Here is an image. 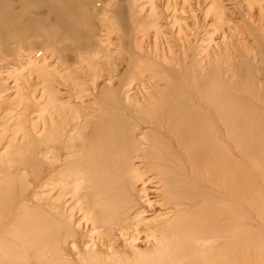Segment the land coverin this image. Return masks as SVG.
<instances>
[{"label": "rangeland", "instance_id": "374dc122", "mask_svg": "<svg viewBox=\"0 0 264 264\" xmlns=\"http://www.w3.org/2000/svg\"><path fill=\"white\" fill-rule=\"evenodd\" d=\"M117 2L124 7L120 20L125 23V29L120 27L119 18L115 15H105L106 10L114 8ZM106 4L110 5L107 7ZM94 5L96 8L102 5L107 7L100 9L101 11L97 9L96 21H102L103 25L100 26L96 22L93 30L99 40L106 41V38H109L108 41H113H101L100 44L103 49H108L109 58L92 48L89 49L90 53L68 48L64 54L68 55L69 59L64 61L57 51L45 46H40L36 52L20 53L16 48H11L17 54L10 58L0 55V259L7 264H216L218 261H230L223 256L228 246L232 245L244 250L246 260L251 258V261H254H250V264H264L257 262L255 251L257 243L264 247L263 216L251 215L233 201L228 205L218 204L219 215L225 213L224 215L230 217L229 220L225 217L213 221L210 216L209 219L188 221L192 211L212 207L209 206L211 202L198 199L189 206L183 205L180 210H174L172 205L163 203L170 199L168 196L175 198L176 195L174 192L169 195L165 192L162 177L157 173L142 178L143 181L148 179L150 182L143 185L137 183V186L142 185L145 191L126 190L123 194L128 200L125 199L123 206L121 204L123 208L114 216L113 212L120 209V203H101L102 198H98L96 192V195L92 196L94 185L89 189L92 183L85 176L88 170H82L89 162L87 148L81 147L87 144L83 139V126L87 121L88 125L91 124L93 118L103 112L102 109H107L102 100L112 104L121 100L130 109L135 104L140 105L143 95L157 100L152 91L154 88H163L164 76L161 74L153 79L149 76L150 70L143 67L151 66L154 62L178 67L176 61H173L176 55L185 58L184 63L190 76L195 72H207L209 68L224 73L230 69L231 72L227 71V77L244 76V80L246 73L251 71L254 86L260 92L261 99H264V60L261 57L263 49L260 47L261 37H258L264 32V0H96ZM102 11L104 15L101 14ZM78 28L83 26L79 25ZM120 39L122 45L119 46ZM118 48L122 52L121 55ZM245 58L251 60V63L245 61L246 65L241 66ZM30 59L34 60L33 64ZM116 62H131L133 66L140 67L138 70L141 75L133 77L130 69L126 70L124 67L120 71L112 72L115 67H111ZM42 66L46 67L47 75L39 70ZM109 87H113V90ZM126 93L130 94L129 98ZM118 95L121 97L118 98ZM139 108L145 117L151 116V113L145 112L142 107ZM258 115L264 116V111L258 112ZM83 121L85 124L82 126ZM80 125V128L76 127ZM72 128L76 129L71 131L72 134L75 132L77 135V129L81 133L75 136L77 140L72 134L68 136ZM66 134L69 140L66 139ZM81 150L87 155L86 162L85 154L82 155L84 152ZM80 151L81 154L78 153ZM73 154H77V157L74 156L77 162L79 157L84 158L82 161L85 166L83 163L80 166V162L77 163L79 165L74 163L76 166L72 164ZM28 157L31 158V163L30 160L26 161ZM65 160L68 165L71 163L70 167L65 166ZM71 165L84 171L85 178L78 169L76 171L75 168L74 172ZM50 172L53 175H50ZM262 182L263 177L254 178L253 186L256 189L254 192L252 190L251 196L239 193L234 198L242 201L245 207H255L264 212V190L259 186ZM189 183L191 191L188 194L208 189L205 184L197 185L190 180ZM110 190L112 194L120 193L113 188ZM89 194L93 197L92 201ZM83 196H87V199ZM76 199L79 203H74ZM88 199L90 204H86ZM98 200L100 201L97 206ZM185 200L189 201L187 197ZM93 201H96L95 205ZM92 203L97 208H94L96 213L93 212ZM100 203L106 212H103L104 214L101 213ZM39 208L41 212L43 209L48 212L43 211L41 214ZM29 209L38 210L42 216L45 213L44 217L38 214V219L41 220L36 217L33 219L34 213ZM86 210L89 214H85ZM128 210V214H120ZM57 212L63 218V223H53V228L49 227L52 230L48 229L51 234H38V221L49 220ZM90 213L93 216L91 218ZM83 214L89 215V223L83 218ZM101 214L111 215V219L107 216L104 220ZM68 216L72 217L71 220L68 218L70 221H67ZM98 216L101 220H94L99 218ZM92 218L94 221H91ZM102 221L104 224H101ZM36 223L38 225H35ZM65 223L68 224L67 229ZM171 223L182 224V227H178V232L168 230L163 233L162 227ZM62 224L65 227L62 228ZM201 224L211 228L213 226L214 234L219 235L204 238L194 235V230ZM230 224L234 230L244 226V229L249 231L236 233L225 239L228 236L220 233L224 232V225ZM34 225L36 227L33 229ZM25 229L33 232H26ZM15 239H18V243ZM243 239H248L252 245H240ZM253 256L255 260H252ZM2 261L0 260V264H6Z\"/></svg>", "mask_w": 264, "mask_h": 264}, {"label": "bare ground", "instance_id": "6f19581e", "mask_svg": "<svg viewBox=\"0 0 264 264\" xmlns=\"http://www.w3.org/2000/svg\"><path fill=\"white\" fill-rule=\"evenodd\" d=\"M95 1L96 0H0L1 57L10 58L13 55H16L17 53L15 51L13 52L11 48H16V51H19L20 53V51L36 52V50L40 48V46L42 48L43 46H45L46 48L57 51V53L61 57H63L64 61L69 59L68 55L64 54L65 51L71 48L85 53H90L89 49L92 48V50L95 49L96 52L99 51L100 54L109 58L108 49L106 47H104L103 49L100 46L101 41H104L105 43L109 40V38H106V41L99 40V38L94 34L93 29H95L94 25L96 22L100 26L103 25L101 23L102 21H96L95 14L98 12L97 9H107L108 5L110 4H106L107 7H104V4L102 6H98L100 8H96V6L94 5ZM127 3L129 5V1ZM123 8V5L120 2H117L114 8H108L106 10L105 15L106 17L108 16L107 14L115 15L117 18H119L118 22L120 27H123V29H125V23L122 21V19L120 20ZM103 12L104 11H102L101 14L104 15ZM106 19L108 20V18ZM79 25L81 27L83 26V28L79 29ZM107 28L108 27H106V29ZM263 33L264 32L260 33L258 37H261L260 47L263 49L261 57L264 60ZM105 36L103 37L104 39ZM108 42L112 43L113 41ZM118 45H122L121 39L119 40ZM45 50L47 51V49ZM156 52L158 53V51ZM118 53L119 55L122 54L119 48ZM110 55H112V53H110ZM138 56L139 55H137V57ZM235 57L238 58L237 55ZM184 60V57L176 55L175 57H173V61H176L178 67L167 66L160 62H154L151 66L143 67L147 68V70H150L151 75L149 76H151L153 79L158 78V76H160L161 74L164 76L165 81H163V88L161 90L154 88V90L152 91L157 96V100L149 97V95H143L141 97L142 102L140 103V105H133V109H130V107H128L124 101L122 103L121 100L118 102L116 101V104H112L110 101L102 100L104 101L107 109H102L103 112H101L100 115H98L96 118H93L94 120L91 122V124L88 125L87 121L86 125L85 121H83L82 126L83 124H85L83 126L85 131L82 132L83 128L82 131H80L83 133V139H85V141L87 142V144H85L86 142H83V144L87 146L84 145L83 147V145L81 144L82 149L85 147L87 148L86 151L89 157V162L86 163L87 167L82 161V159L84 160V158L79 157L81 161H79L78 159V162L74 158V156H76L78 153L81 154L82 150L76 155H72L74 159V162L73 160H71L72 164H77L79 162L80 164L83 163L86 168L84 167L85 169H81L84 171H86V169L88 170L86 172L87 175H85L83 174L84 171L82 172L81 170H79L78 166L77 168L75 167L76 171L77 169L78 171H81L82 177H84L85 175L87 176V179H90L92 184L90 185L91 187L89 189H92V185H94V193L92 194L91 192L92 196L97 194L98 198H102L101 201H97V206L99 204V201L105 204L109 203L110 205L114 203L115 205L120 203V209L118 208V211L113 212V209L111 210L114 216L115 214L119 213V210L121 211V209L123 208L122 203H125L124 201L125 199H127L126 195L123 193H125L126 190L129 192H138L139 190L143 191L144 188H142V185L150 181L148 179V181H143L142 178L152 173H157V175H161L160 177H162V183L164 185L165 192L168 193V195L174 192L176 195V197L174 196L175 198L168 196L167 198L170 199L166 200V203H163L172 205L174 207V210H180V206L183 205L189 206L193 201L198 199L202 202H211L209 206L212 207H206L203 210L192 211L191 217H189L188 221L190 219H209L210 216L213 218V221L216 219H223L225 217L227 218V220H229L230 217L227 216V214L224 215L225 213H223L219 215V205H228L230 204V202L233 203V201L251 215L255 214L258 217H264V212H260L258 208L248 207L247 205L245 207L242 201L239 202V200H236L234 198L239 193L245 194V196H251L252 190L254 192V190L256 189L253 186L254 178L263 177V182L259 186H261V190H264V116L258 115V112L263 113L264 111V99H261L259 94L260 92L256 90V87L254 86V83L252 81L254 78L252 72L248 71V73H246L245 75L246 77L244 78V80V76L242 78L235 76L227 77V71L231 72L230 69H228L224 73L221 70L217 71L214 68H209L207 72H195L194 75L190 76L187 72V67L184 63ZM33 61L34 60L30 59L31 63ZM84 61L85 60L83 59V62ZM105 61L107 62V59ZM245 61L248 62L249 60L245 58L242 61L241 66L246 65ZM116 63H114L115 65L111 67H115L112 72H116L118 70L120 71L121 68L124 67L126 70L130 69V73L133 77L141 75L140 70H138L140 67L133 66L131 62H128L127 64ZM209 63L210 62H208V64ZM96 65H94L95 68ZM68 69L69 68H67V70ZM35 70L34 72H36ZM39 70H42V74L44 75L48 74L46 67L44 66L40 67ZM122 77H124V75H122ZM112 88H110V90H113ZM128 93H126L128 95L127 98H129L130 96V94ZM120 97L121 96L118 95V98ZM139 107L145 109V112H149V114L151 113V116L145 117L143 113L142 115ZM259 109L260 111H258ZM90 117L91 116H89V119ZM76 127L80 128L81 125L79 127ZM86 127L88 129H86ZM73 129L74 128H72L70 132ZM72 132L69 133L68 136H70ZM74 133L72 134V136H74L75 140H77L75 136H77L79 133L78 129L77 135L76 133L74 135ZM68 136L66 134L67 140H69ZM63 149L65 150V148ZM83 152L84 151H82V153ZM84 154L86 162L87 155L85 152L82 155ZM30 159L31 158L28 157L26 158V161L28 162ZM70 159L68 161H70ZM40 161L41 160H39V164ZM67 163L65 164V166L67 165L68 168L71 163L69 165ZM80 166H82V164ZM75 168L74 166L71 167L72 170H74ZM76 171L74 170V172ZM51 174L52 172H50V175ZM182 177H185L186 179ZM189 180L193 181L197 185L205 184L208 186V189H206L205 191L190 193V195L188 194L191 191L189 188V184L191 182L189 183ZM138 182H140V184L142 183V185L137 186ZM40 184L44 186L43 183ZM112 188L120 191V193L112 194V191L110 190ZM91 194H89L90 197L88 196L89 199L93 198ZM189 195L192 196L191 199ZM84 197H86L85 199H87V196H83V198ZM186 197L189 201L185 200ZM94 198L96 197L94 196ZM89 199L87 200L86 204L89 202ZM182 200H184L185 202H183ZM77 202L79 203V200L77 201L76 199V202L74 201V203ZM94 202L96 201H93V203ZM90 203L91 202H89V204ZM94 205L93 209L95 208ZM102 205L103 204H101V207ZM125 205L126 204H124V206ZM78 206L81 207V204H79ZM103 208L104 207L100 208L102 209V212L100 210L101 213L105 212L103 211ZM95 209L93 212H95ZM29 211L34 213L33 219L34 217L38 219L39 211L41 212L40 208L39 211H31L30 209ZM43 211L45 212L46 210L43 209L42 212ZM86 213H88L87 210L85 214ZM128 213L129 210L122 211L120 214L126 215ZM35 214H37V216H35ZM44 214L45 213H43V216L39 214V216L44 217ZM91 216L92 214L90 215V218ZM100 216H98L99 218H94V220H101ZM107 216L111 219V215L109 216L107 214L106 216L102 215L101 218L105 220ZM87 217H89V215H84L83 218L86 219L87 223H89L90 219L88 221ZM47 218L48 217H46V219ZM68 218L69 216L67 217V219ZM83 218H81V220ZM62 219L63 218L57 212L54 213L49 220H36L39 222L37 223L40 226V233L38 232V234H46L47 232L50 233L52 229H49V227L51 226V228H53L52 224L62 222ZM69 219L67 221L71 220ZM114 219H116V217H114ZM94 220L92 218L91 221ZM37 223L35 225H38ZM101 224H104V222L102 221ZM177 224L171 223L167 226H164L162 227L161 231L163 233L168 230L172 232H178V227H182V224ZM35 225L33 226V229L34 227H36ZM63 226L64 224H62V228ZM65 226L64 227L67 229L68 224L66 225L65 223ZM56 227L58 226L56 225ZM197 228V230H194V235H200L201 238L214 235V237H217V235H219L214 234L213 226L211 228L206 227L204 224H201L198 225ZM223 229L224 232H221L220 234H223L224 236L227 235L228 237H225V239L231 238V236L236 233H244L249 231L247 229H244V226H240L238 227V230H234L231 224L224 225ZM241 229H243V231ZM28 231L33 232V230L30 229H28ZM28 231L26 230V232ZM152 232L154 231L152 230ZM9 236L11 237V235ZM49 236L47 237L49 238ZM15 240L17 241L18 239ZM43 240H45V238ZM34 241H36V239H34ZM16 243H18V241ZM23 245L24 244H22V246ZM240 245L248 247V245L251 246L252 244L248 239H243L240 242ZM240 248H236V246L232 245L228 246V250L225 251L223 257L229 258L230 261H218L217 263L250 264L251 258H249L250 260H246V253H244V250ZM255 251L257 255V262L264 263V247L261 244L257 243ZM197 256L199 255L197 254ZM0 260L2 261V259ZM252 260H255L254 256ZM2 262L7 264V262L5 261ZM252 262L254 261H251V263Z\"/></svg>", "mask_w": 264, "mask_h": 264}]
</instances>
